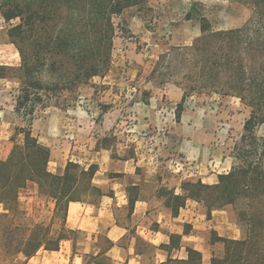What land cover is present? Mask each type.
I'll return each instance as SVG.
<instances>
[{
	"label": "trees",
	"instance_id": "16d2710c",
	"mask_svg": "<svg viewBox=\"0 0 264 264\" xmlns=\"http://www.w3.org/2000/svg\"><path fill=\"white\" fill-rule=\"evenodd\" d=\"M160 1L170 0H32L5 6L2 14L7 22L21 19V23L10 31L12 43L21 56V66H0V80L8 79L10 72L20 74L17 78L22 81V87L16 113L25 115L32 122L38 102H43L44 96L50 99L52 95L86 84L108 71L110 52L101 55L98 47L97 51L89 53V47L84 45L86 38L77 45L80 28L91 27L93 33L100 36L106 30L109 51L116 31L115 16L135 6ZM231 1L252 10V17L246 25L214 31L211 22L202 17V36L193 47L177 48L176 52L185 50L188 53L190 58L186 61L199 68L203 84L214 93L237 97L251 108L244 133L233 151L237 164L228 174L220 175L216 185L188 182L183 186L185 196L169 193L167 196L176 212L186 206L188 199L204 203L209 216L213 210L228 206L238 211L242 238L220 239L225 243V255L213 258L211 264H264V138L258 135L264 124V0ZM45 22L55 25L46 38L41 32ZM29 28L35 31L33 42L49 55V60H44V55L27 52L25 35ZM19 36L22 38L17 41ZM72 54L75 62L69 68V62L63 57ZM47 65L54 73H64L66 81L58 88L45 87L38 77ZM184 101L185 98L178 105L179 113L184 108ZM28 106L30 111L21 113ZM17 135L23 136V141L17 142L14 138L16 144L10 157L0 160V206L4 210L0 213V257L12 261V264H25L41 250L56 252L64 241L73 240L76 231L67 227L70 203L84 202L81 196L89 193L99 196L101 192L92 183L98 171L96 165L87 169L69 162L64 174L52 173L48 169L50 149L40 142L32 126L18 128ZM32 184L37 185L41 196L54 203L50 223L31 222L20 209V195ZM56 224L59 227L56 228ZM163 264H202V254L189 249L188 259H170Z\"/></svg>",
	"mask_w": 264,
	"mask_h": 264
},
{
	"label": "crops",
	"instance_id": "0c3cea01",
	"mask_svg": "<svg viewBox=\"0 0 264 264\" xmlns=\"http://www.w3.org/2000/svg\"><path fill=\"white\" fill-rule=\"evenodd\" d=\"M19 55L14 44L6 41L0 46V66L19 67ZM117 114L104 115L105 133H123L116 128L123 122ZM224 116L221 111L182 113L177 122L175 113H156L155 162L144 155H129L124 151L129 138L121 135L115 146H97L98 139L92 146L85 135L94 127L87 120L90 113L38 117L32 129L50 149L49 171L64 174L70 161L87 169L96 165L92 183L101 194L94 201L70 203L67 227L76 231L73 240L64 241L56 252L41 250L25 264H163L188 259L189 249L202 254V264L223 257L225 243L220 239L243 236L229 206L209 216L204 203L188 199L176 212L167 193L185 196L183 186L188 182L216 185L219 176L237 164L230 137L224 134ZM84 148L92 151L89 158H77Z\"/></svg>",
	"mask_w": 264,
	"mask_h": 264
},
{
	"label": "rangeland",
	"instance_id": "374dc122",
	"mask_svg": "<svg viewBox=\"0 0 264 264\" xmlns=\"http://www.w3.org/2000/svg\"><path fill=\"white\" fill-rule=\"evenodd\" d=\"M19 1L32 2L0 0V46L6 41H13L10 31L21 23L19 18L7 22L2 9ZM252 14L250 8L231 0H170L135 6L114 17L116 31L113 46L109 51L106 30L100 36L95 35L91 27L80 28L81 36H76L77 45L81 44V39L86 38L84 45L89 47V53L97 51L98 47L101 55L110 52L108 71L92 78L86 84L70 87L61 94L52 95L50 99L44 96L43 102H38L32 122L25 115L16 113L15 108L22 87V81L17 78L20 74L10 72L8 79L0 80V94H4L0 100V160L10 157L15 141H23V136L17 135V129L32 126L44 113H90L87 120L94 122V127L85 135L91 139L92 146L97 139V146H115L121 135L129 138V148L124 150L129 155H144L155 162L156 139L153 137L156 136V113H175V120L178 122L179 118L180 122L182 113L214 115L221 111L225 113L222 119L224 134L225 137H230L229 144L234 151L236 143L244 133V124L250 117L251 108L237 97H222L206 87L199 76V68L186 61L190 58L188 53L185 50L176 52V49L194 46L202 36V17L211 22L214 31H227L246 25ZM54 26L47 22L42 24L41 32L44 38L51 34ZM55 33H58V30ZM33 36L35 31H30L29 28L25 35L27 52L30 55H44L43 59L49 60V55L33 42ZM21 38L19 36L16 40ZM73 57V54L63 57V60L69 62V68H72L75 62ZM19 60L21 66L20 55ZM59 60L62 61V58ZM24 77L28 76L24 74ZM38 77L45 87L58 88V85L66 81L64 73H54L50 65L44 67ZM184 98V108L179 113L178 105ZM29 111L28 106L26 111L21 113ZM106 113H118L116 117L123 122L117 123L116 128L122 129V134L118 131L116 135L113 130L105 133L103 121ZM40 130L38 125L37 131ZM258 135L264 138V124L259 128ZM14 138L17 140L14 141ZM139 142L141 143L138 144ZM90 152L92 151L89 149H79L76 156L81 159L89 158ZM57 157L58 155L55 159ZM65 162L63 159V163ZM50 168L52 169V164L48 165V169ZM81 197L84 201L96 199L93 193ZM19 205L31 222L52 221L54 203L39 194L37 185L32 184L21 193ZM229 209L237 221L238 211L233 206H229ZM3 211L0 206V213ZM55 226L59 227L58 224ZM0 264H12V261H5L0 257Z\"/></svg>",
	"mask_w": 264,
	"mask_h": 264
}]
</instances>
